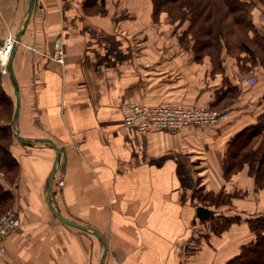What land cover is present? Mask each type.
Segmentation results:
<instances>
[{
    "label": "crops",
    "instance_id": "0c3cea01",
    "mask_svg": "<svg viewBox=\"0 0 264 264\" xmlns=\"http://www.w3.org/2000/svg\"><path fill=\"white\" fill-rule=\"evenodd\" d=\"M30 2L0 0V39L13 36L16 44L19 133L30 141L50 138L62 149L53 205L63 217L95 227L107 244L50 208L56 149L16 138L10 151L19 178L14 186L0 178V187L12 195L21 225L8 236L0 264H227L253 237L251 216L232 225L243 231L235 238L231 228L211 233L195 249V228L210 218L200 219L202 204L191 199L198 178L215 194L226 188V178L255 183L248 164L228 177L224 165L231 139L264 113V83L240 82L254 69L264 72L261 64L225 50L216 67L209 55L200 59L194 47H182L180 32H153V0H35L24 28ZM251 18L257 28L254 10ZM58 36L65 45L62 62L51 56ZM153 64L167 72L160 74L168 87L154 97ZM8 80L16 102L10 73ZM129 100L231 113L206 128L141 133L123 123Z\"/></svg>",
    "mask_w": 264,
    "mask_h": 264
},
{
    "label": "trees",
    "instance_id": "16d2710c",
    "mask_svg": "<svg viewBox=\"0 0 264 264\" xmlns=\"http://www.w3.org/2000/svg\"><path fill=\"white\" fill-rule=\"evenodd\" d=\"M257 3L264 6V0H153L155 16L167 11L173 20L189 21L187 32L195 40L198 57L209 55L216 67L221 65L225 50L238 57L246 53L245 62L253 61L264 67V34L256 30L251 18V9ZM8 101L9 96L0 88V107ZM12 134L11 123L0 124V172L7 174L18 164L10 151ZM246 164L258 185H264V113L255 124L241 129L229 142L224 165L226 177ZM223 192L217 193L216 198L225 195ZM11 201L12 195L0 187V213ZM218 218L213 217L214 220ZM238 219L239 216L224 217L226 225L222 228H228L227 224ZM247 221L254 238L227 264H264V214Z\"/></svg>",
    "mask_w": 264,
    "mask_h": 264
},
{
    "label": "rangeland",
    "instance_id": "374dc122",
    "mask_svg": "<svg viewBox=\"0 0 264 264\" xmlns=\"http://www.w3.org/2000/svg\"><path fill=\"white\" fill-rule=\"evenodd\" d=\"M254 10V14L258 16L257 21V28L256 30L264 34V6L261 3H257L254 7H252L251 11ZM163 12V11H162ZM153 26L152 31H172V32H180L181 35L179 37V43L183 47H194L195 46V40L191 33L187 32L189 21H181V20H173L170 15L168 14L166 22L161 19V13L158 16L153 15ZM164 21V22H163ZM13 36H9L6 39H0V88L5 91L7 96H9V101L4 104V106L0 107V124L8 125L11 123L12 125V131L13 134L11 137L12 143L14 139H18L19 136L16 135L15 129L13 127V117L15 112V98L12 89V85L8 80V73L9 71L5 67L8 56L5 57L2 52L5 50V46L7 43H9L11 40H13ZM141 41V40H140ZM155 41V46L159 45V39L153 40ZM65 46V45H64ZM154 47V44H153ZM65 50V49H64ZM54 52L51 54V56L54 58ZM262 66V65H261ZM150 74L152 73V96H158L166 93L165 90L168 88L165 84L167 83V80H165L164 77L160 74L162 72L164 75L167 74L165 71H159L158 67H155L153 64L150 66ZM263 67V66H262ZM264 69V67H263ZM251 76H255L257 79L256 83H259L260 81L264 83V72L254 69L253 71H250ZM246 75V77L250 76ZM161 78L163 80H161ZM7 80L8 86L7 89L11 95L4 89V87L1 85L2 80ZM163 84L162 86H160ZM158 85V86H156ZM128 102H139L143 104L148 105H159V104H173V105H183L188 106L184 104H178V103H159V102H144V101H125L124 105ZM191 106V105H190ZM195 106V105H194ZM124 107V106H123ZM200 107H206V108H212L221 110L226 107H213V106H200ZM4 108V109H3ZM230 109V108H227ZM231 111V109H230ZM230 117V116H229ZM228 117V118H229ZM226 118V119H228ZM223 119V120H226ZM221 120V121H223ZM11 143V145H12ZM18 164L16 166V169L11 171V173L7 174L5 172H0V178H5L8 183H10L11 186H14L17 182V179L19 178V173L21 171V167L19 164V161H17ZM53 169V168H52ZM231 176V174L229 175ZM55 178V176H54ZM58 178H62V173L59 174ZM227 185L226 188L223 189V193L225 195H221L219 198H216L215 193L210 192L206 189V185L203 183V178L197 179V185H194V194L192 197V202H199L202 205L210 204L212 207L211 209L214 210L215 215L210 217L207 221L200 220L199 226L195 228V238L193 240V243L190 245L191 247H194L195 249L198 247H201V242H203L204 237H207L209 234L213 233L216 234H222L226 230H229L231 228L232 237L235 238L237 234H241L242 227H235L233 228L232 225H237V223H240L241 216L243 218L247 217V215L250 217L258 216L261 214H264V185L259 186L255 177V183L253 182V179L251 178H226ZM243 184V182H245ZM59 184L63 185L64 180H59ZM257 193V194H256ZM256 198V199H255ZM254 201L256 203L252 204ZM13 201L8 205L7 208H5L1 213L0 216L7 211L9 208H15L13 206ZM263 210V211H262ZM247 213V214H246ZM219 216V220H214L213 217ZM231 216H239V221L233 222L231 224H227L228 228L223 229L224 225H226V222L224 221V217H231ZM223 218V220H222ZM217 227V228H216ZM251 238V237H249ZM253 237L250 239L252 240Z\"/></svg>",
    "mask_w": 264,
    "mask_h": 264
},
{
    "label": "built area",
    "instance_id": "2783aa9c",
    "mask_svg": "<svg viewBox=\"0 0 264 264\" xmlns=\"http://www.w3.org/2000/svg\"><path fill=\"white\" fill-rule=\"evenodd\" d=\"M15 39L5 46V57L11 53ZM13 44V45H12ZM54 58L64 61L65 46L62 36L55 40ZM241 83L255 84L256 77L242 76ZM230 109H212L200 106H183L173 104L148 105L139 102H128L123 107V123L132 126L141 133L159 128L177 131L186 128H206L228 118ZM21 225V218L15 208H9L0 216V255L7 251L8 236Z\"/></svg>",
    "mask_w": 264,
    "mask_h": 264
},
{
    "label": "water",
    "instance_id": "95a60500",
    "mask_svg": "<svg viewBox=\"0 0 264 264\" xmlns=\"http://www.w3.org/2000/svg\"><path fill=\"white\" fill-rule=\"evenodd\" d=\"M34 5H35V0H31L30 2V6H29V10H28V16H27V19L24 23V28L26 27L28 21H29V18L32 14V10L34 8ZM23 28V29H24ZM23 33V30H21L16 38V40H18L21 36V34ZM16 44H14V47H15ZM13 56H14V48L12 50V53H11V56L8 60V63H7V68H8V71L10 73V76H11V79L13 81V84L15 86V94H16V103H15V112H14V117H13V127L15 129V133L17 136H19L18 138L26 143V144H30V145H33V144H37V143H44L46 145H49V146H52L56 149L57 151V158H56V161L54 163V167L52 169V172L50 174L49 177V190L47 192V199L49 200V205H50V208L52 209V211L54 212V214L58 217V218H61L62 221L72 225V226H75V227H78V228H81L83 230H86V231H89V232H92L94 234H96L102 241H103V244L105 246V249H106V240L105 238L103 237V235L93 226H89V225H86V224H83V223H79V222H76L74 220H71L67 217H63V215L57 210V208L55 207V205H53V199H52V191L53 190V184H54V176H55V172L56 170L58 169L59 167V164H60V159H61V153H62V149L56 144V142L50 138H43V139H35V140H26L24 139L21 134L19 133V127H18V117H19V112H20V105H21V96L19 95L20 94V90H19V85H18V82H17V79H16V75H15V72H14V69H13V64H12V61H13ZM197 215L200 219H208L212 216L215 215V212L214 210L204 206V205H199L198 208H197ZM105 253V252H104ZM104 257H105V254L103 255L102 257V261L104 260Z\"/></svg>",
    "mask_w": 264,
    "mask_h": 264
},
{
    "label": "bare ground",
    "instance_id": "6f19581e",
    "mask_svg": "<svg viewBox=\"0 0 264 264\" xmlns=\"http://www.w3.org/2000/svg\"><path fill=\"white\" fill-rule=\"evenodd\" d=\"M13 45V44H12ZM11 53H12V51H11ZM11 53H9V55H8V60H9V58H10V56H11ZM8 60H7V62H8Z\"/></svg>",
    "mask_w": 264,
    "mask_h": 264
}]
</instances>
